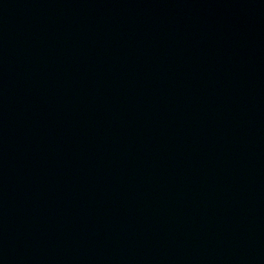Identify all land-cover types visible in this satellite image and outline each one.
Segmentation results:
<instances>
[{
	"label": "water",
	"instance_id": "obj_1",
	"mask_svg": "<svg viewBox=\"0 0 264 264\" xmlns=\"http://www.w3.org/2000/svg\"><path fill=\"white\" fill-rule=\"evenodd\" d=\"M0 264H264V0H0Z\"/></svg>",
	"mask_w": 264,
	"mask_h": 264
}]
</instances>
